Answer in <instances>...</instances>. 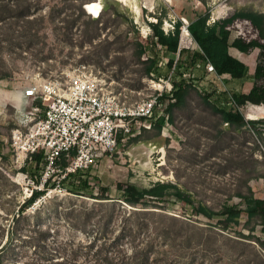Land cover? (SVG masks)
I'll use <instances>...</instances> for the list:
<instances>
[{"label": "rangeland", "instance_id": "obj_1", "mask_svg": "<svg viewBox=\"0 0 264 264\" xmlns=\"http://www.w3.org/2000/svg\"><path fill=\"white\" fill-rule=\"evenodd\" d=\"M20 1H14L17 11ZM105 1L85 0L83 8L96 4L100 14L95 17L84 8L87 16L81 17L78 0H23L30 4L32 16H20L16 11L15 17L0 23V249L5 246L1 264L74 260L75 251L82 245L96 242L95 251L103 246L104 239L96 241L95 232L105 229L112 241L120 239L116 245L119 248L110 250L111 256H122V248L132 254L130 232H137L136 220L144 225L137 240L143 242L142 246L150 243V260H163V264H256L264 260L263 227L253 223V237L240 235H250L245 216L237 228L224 230L217 220L194 215L191 206L174 198L147 209H132L117 191L119 183L150 188L157 182H170L190 194L193 205L219 211L226 204L241 202L235 192L246 190L244 184L249 181L255 195L264 198V139L251 127L239 130L225 124L200 96L203 88L211 86L231 94L248 93L253 86L251 76L228 81L203 73L198 89H191L187 102L174 110L170 127L161 133L153 128L138 137L124 138L112 157H104L90 171L95 194L101 196L99 188H109L110 203L74 196L59 187L63 177L56 176L52 182L57 188L49 189L27 210L30 216L40 210V216L16 224L14 216L32 190L28 181H34L42 171V161L35 158L21 165L12 147V132L30 111L23 100V89L40 78L62 81L65 70L83 67V73L106 82L109 91L121 94L122 99L140 101L157 92L153 81L168 79L167 61L179 59L178 54L150 52L159 58L163 75L146 73L142 62L150 54L143 55L139 62L136 44L150 41L151 22L163 16V29L178 20L184 28V22L190 24L208 13L210 23L241 11L264 14V0H109L107 10ZM34 18L43 20L31 26L27 20ZM230 27L233 37L247 41L256 38L264 43L247 19L238 18ZM259 52L257 49L244 55L231 50L246 62L251 75ZM184 53L182 59L187 56V51ZM37 105L42 104L39 101ZM23 106L28 108L26 112ZM242 111L246 120L264 119V105H248ZM252 175L258 177L249 180ZM38 188L44 189L40 185ZM133 210L147 212H139L136 220L129 221ZM37 225L42 233L36 231ZM77 258L86 260L84 255Z\"/></svg>", "mask_w": 264, "mask_h": 264}, {"label": "trees", "instance_id": "obj_2", "mask_svg": "<svg viewBox=\"0 0 264 264\" xmlns=\"http://www.w3.org/2000/svg\"><path fill=\"white\" fill-rule=\"evenodd\" d=\"M15 0H0V23L15 17L16 8L14 5ZM79 16H87L83 8L85 0H78ZM110 1H105V9H109ZM19 10L17 11L20 16L30 17L32 16V10L30 4L27 5L23 0L19 2ZM35 15V14H34ZM166 16V15H165ZM78 17V18H81ZM243 18L251 21L255 28L259 31L260 37L264 40V14L257 12L241 11L235 13L233 16L210 23V14H205L190 22L188 30L192 35L199 48H181L180 42L183 33V22L178 20L173 24V29L168 33L163 29L164 17L158 18V22H151L149 25L152 29V37L147 44H136V50L138 52L137 59L141 62L143 55L150 54V52L170 54H179V59H169L166 63L167 75L166 78L171 76V84L166 89L161 97L158 98L157 105L155 106L153 115L149 118L142 119L143 122L151 123L152 128L150 130L143 129V132L151 131L153 128L157 129L161 133L163 128H166L168 116V123L173 121V113L176 108L183 106L187 102L188 95L191 89H198V84L204 79L203 73H208V65L211 63L217 74L228 81H242L252 77L253 86L248 93L245 92H233L232 94L228 90H220L216 87L203 88L200 92V96L203 97L205 103H207L212 110L221 115V118L225 124L231 125L237 129H244L251 127L255 130V133L260 138L264 139V119L262 120H246L243 113V109L248 105H264V43L258 40L246 42L241 38L233 37V34L227 28L235 22L236 19ZM43 18L28 19L27 22L33 25H37ZM77 19L73 21L75 23ZM98 22L92 20V23ZM187 33V31H186ZM180 49V50H179ZM236 50L240 54L248 55L254 50H259V59L255 67L253 75L250 74V69L244 60L234 56L231 50ZM187 51V56L183 58L184 52ZM146 67V73L148 75H156L161 77L163 74L160 66L159 58L149 55L148 59L142 62ZM198 71V73L196 72ZM202 72L201 73H199ZM213 75V74H212ZM19 125V124H17ZM20 127V125L18 126ZM122 138L119 139V144ZM5 159V158H3ZM37 161H41V157H35ZM68 163L63 158L59 167L64 169ZM42 171L45 169V163H42ZM40 171V176L33 177L36 185H40L43 172ZM90 171H78L76 173L67 174L59 182V187L66 190L68 193L77 197H89L95 200H100L105 203H110L113 200L109 198V188H99L101 196L96 195L91 182ZM63 174H56V176H62ZM2 177L7 182L9 179L2 174ZM258 177L252 175L249 180ZM94 179V178H93ZM246 190L238 189L235 192V197L239 198L241 202L237 204H226L219 211L212 210L206 205L198 204L193 205L191 203V196L187 192L183 191L176 184L157 182L150 188L141 187L135 183H119L117 185V191L121 194L123 202L133 208L147 209L149 206L157 205V203L170 202L173 198L177 202H184L192 207V211L196 216H203L209 220H217V223L221 225L224 230L237 228L240 225L242 218L247 217V227L250 235L244 237H253L251 234L255 232L254 223L263 227L264 231V198H259L255 195L253 189L248 183L244 184ZM57 184L50 179L45 185L44 189H34L33 194L28 198L25 203L20 207L19 212L15 214L14 219L16 224L22 222V220H31L32 218L39 217L41 212L37 211L34 216H30L27 210L32 207L39 199L46 195L49 189L57 188ZM156 203V204H153ZM156 208V207H154ZM130 213L128 220H136L137 216L147 211L133 210ZM141 212V213H139ZM137 222V232H130L132 239L133 253L129 254L128 250L122 248L120 253L125 252L122 256L110 255V250L116 247L117 242L120 239L112 241L107 237L106 229L104 232L98 230L95 232L96 241L104 239L103 246L96 249V242H92L90 245H82L75 251L76 256L74 260H48L47 264H163V260H150V253L147 246H142L143 242L137 240L138 231H142L144 225ZM36 231L43 232L42 228L37 225ZM126 233H123L124 237ZM264 245V243H263ZM5 246L0 249V264ZM79 255L86 256V260H78ZM169 264V263H167ZM190 264H195L190 263ZM243 264H250V262H244ZM256 264H264V260H257Z\"/></svg>", "mask_w": 264, "mask_h": 264}, {"label": "built area", "instance_id": "obj_3", "mask_svg": "<svg viewBox=\"0 0 264 264\" xmlns=\"http://www.w3.org/2000/svg\"><path fill=\"white\" fill-rule=\"evenodd\" d=\"M184 23L180 49H200L188 30L189 23ZM230 26L227 29L231 31ZM173 28L169 23L164 29L168 33ZM148 29L152 34L150 26ZM242 39L251 42L256 38ZM82 68L65 70L62 81L40 78L23 89L30 111L26 106L23 108L27 115L21 126L12 132V147L21 165L41 157L45 169L40 186L44 187L56 174H63L64 178L70 173L92 169L104 157L115 154L120 138L138 137L143 129L150 130L152 124L142 119L153 115L158 98L171 84V76L163 82L153 81L155 95L131 103L122 99L121 94L109 91L106 82L88 77ZM208 72L221 78L211 63ZM39 101L42 105H37ZM166 121L168 128V117ZM63 158L68 164L61 169L59 165ZM27 179L28 175H25L24 180ZM30 185L29 198L34 189H39L29 179L27 186Z\"/></svg>", "mask_w": 264, "mask_h": 264}, {"label": "bare ground", "instance_id": "obj_4", "mask_svg": "<svg viewBox=\"0 0 264 264\" xmlns=\"http://www.w3.org/2000/svg\"><path fill=\"white\" fill-rule=\"evenodd\" d=\"M120 1H125V2H129V0H120ZM99 6H97L96 4H89L87 5V10L90 14L94 15L95 17L99 16L100 11L98 9ZM187 34V33H186ZM19 179V178H18Z\"/></svg>", "mask_w": 264, "mask_h": 264}, {"label": "crops", "instance_id": "obj_5", "mask_svg": "<svg viewBox=\"0 0 264 264\" xmlns=\"http://www.w3.org/2000/svg\"><path fill=\"white\" fill-rule=\"evenodd\" d=\"M23 100L26 101V99L23 96ZM13 106V105H12ZM15 109H17L15 106H13ZM24 107V106H23ZM253 118V116H251Z\"/></svg>", "mask_w": 264, "mask_h": 264}, {"label": "water", "instance_id": "obj_6", "mask_svg": "<svg viewBox=\"0 0 264 264\" xmlns=\"http://www.w3.org/2000/svg\"><path fill=\"white\" fill-rule=\"evenodd\" d=\"M85 9H86V11H87V5H85V7H84Z\"/></svg>", "mask_w": 264, "mask_h": 264}]
</instances>
